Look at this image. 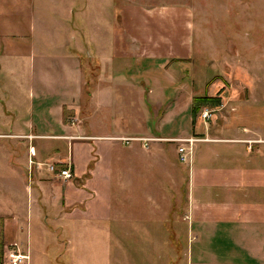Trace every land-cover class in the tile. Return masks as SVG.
<instances>
[{
    "label": "crops",
    "instance_id": "0c3cea01",
    "mask_svg": "<svg viewBox=\"0 0 264 264\" xmlns=\"http://www.w3.org/2000/svg\"><path fill=\"white\" fill-rule=\"evenodd\" d=\"M75 1H50L55 4L54 23L60 26L49 31L47 26L35 30L31 25L35 2L41 10L47 9L48 0H0V72L11 66L52 68H41L38 73L33 68L29 74L31 82H38L30 85L29 93L32 101L37 98L38 112L44 116L28 122L22 131L0 133V140H13L12 147H28L19 158L27 177L12 162L0 166L4 168L1 177L21 179L26 192L27 202L19 216L26 226L22 231L27 236V253L32 231L29 222L42 225L49 218L44 205L47 197L56 228H68L76 235L82 232L91 243L95 238L101 243L113 239L109 225L117 197L120 213L124 209L139 211L140 200L150 202L152 212L162 213L160 220L123 214L116 219L115 240L142 243L138 254L147 260L164 254L157 253L159 242H182L186 243L187 264H264V118L255 135L250 127L241 135L231 131L227 135L218 126L206 127L200 121L193 125L190 108L194 97L174 87L165 69L174 57L182 62L190 59L191 30H183L180 37L178 33L169 36L165 28L161 32L137 30L139 13L128 17L132 19L128 25L135 28L128 44L120 36L121 25H113L111 57L97 59L94 66L88 62L93 71L84 81L75 52L52 58L45 49L47 44L60 48L53 37L65 24L61 16L72 23L77 14ZM187 18H183L184 25L189 23ZM157 36L162 39L157 41ZM127 60L133 69L125 74ZM142 65L146 67L140 70ZM51 97L64 100L53 102ZM121 98L128 111L118 104ZM143 99L152 107L141 106ZM65 108L75 115L70 124L62 121ZM183 113L185 125L173 130L174 120ZM46 114L53 116L52 125L44 120ZM197 136L205 140L194 143L189 160L180 162L177 150L181 144L176 140ZM120 138L151 141L145 148L140 141L124 144ZM40 142L54 149L42 155L33 147ZM11 151L14 153L13 148ZM46 165L50 169H43ZM63 170L69 171L70 179L61 177ZM11 187L0 182L5 199L13 184ZM13 207L18 208L15 202H7V214H0V223L16 224Z\"/></svg>",
    "mask_w": 264,
    "mask_h": 264
},
{
    "label": "rangeland",
    "instance_id": "374dc122",
    "mask_svg": "<svg viewBox=\"0 0 264 264\" xmlns=\"http://www.w3.org/2000/svg\"><path fill=\"white\" fill-rule=\"evenodd\" d=\"M48 1L45 3L47 9L42 8L41 10L35 2V15L31 23L35 30L38 27L47 26L49 31H54L60 26L54 23L56 20L55 4L50 2L51 0ZM87 2L86 0L72 2L73 7L77 9V14L69 24L66 17L61 16L60 21L63 24L65 21L66 25H62L60 33L53 37V40L56 37L59 38L54 42H59L60 48L57 49L47 44L46 54L54 58L57 54L60 56L75 52L81 62V71L85 81L93 71L91 65L94 66L97 59L111 57L114 44L112 31L114 24L121 25L120 36L124 37L125 43L128 44L127 41L135 30L133 25H128L132 20L128 17L135 13L140 14L137 15L140 20L136 24L137 30L161 32V29L165 28L172 37L177 33L180 37L183 35V30L188 32L191 30L190 59L182 62L183 60L177 58L178 56L174 57L167 62L165 69L168 70L174 87H179L189 93L190 97L207 95L209 97L219 96L221 99L218 107H203L197 114L194 124L191 117V123L195 125L200 121L206 127L218 126L216 128L221 133L224 128L227 135L230 131L241 135L246 133V128L250 127L254 130L253 134H256L258 125L264 118V0H87ZM59 12L62 13V10ZM185 16L188 17V25H184ZM34 35L38 37V34L34 33ZM156 39L158 41L162 38L157 36ZM88 62L91 65L87 64ZM126 64L125 74L131 73L130 69H133V66H129L132 63L127 60ZM11 67H3L0 72V133L4 134L11 130L13 132L22 131L28 122L44 116L38 112L37 98L32 101L31 93H29L30 85H38L37 81H32L33 83L30 81L29 74L33 68L34 73H38L41 68L52 71L50 66ZM144 67L146 66L142 65L140 70ZM13 68L17 70L11 73ZM26 69L29 71L27 72ZM163 84L165 85L164 82ZM83 89L85 93L86 88ZM50 99L51 101L64 100L60 97ZM123 100L125 101V98H121L122 103L118 104L128 111ZM192 100L193 98L191 104ZM80 103L84 108L85 97ZM141 106L152 107L147 99L141 101ZM72 112L65 108L62 121L70 124L75 117ZM120 115L123 116L121 113ZM83 116L84 111L82 119ZM52 117L46 114L44 120L48 125L54 123ZM185 117L183 113L180 118L172 121L173 130L185 125ZM215 133L219 132L215 131ZM221 133L219 134L222 135ZM191 138L194 140L189 144L190 156L193 154L192 145L205 140L198 136ZM12 141L0 140V144L3 145L0 147V166L12 162L14 167L17 165L19 171L27 177V171L21 167L22 161L19 158H22L28 147L23 145L12 147L10 144ZM33 147L40 150V154L54 149L52 146L44 145V142L37 143V146L35 144ZM43 169L50 168L46 165ZM3 170L4 168L0 167V182H7L10 188L13 184V189L11 191L9 189V199H5L6 194L0 192V214H7L5 206L9 201L15 202L18 208L13 207V213L15 217L17 216L15 225L5 226L0 223V264H12L11 255L25 257L26 259L22 260L21 264H187L186 255L183 254L186 243L159 242L157 253L164 254H159L157 256L159 258L147 260L143 255L138 254L142 243L115 240L118 238L116 219L119 214L143 220L162 219L160 218L162 213L152 212L149 209L150 202L141 200L138 201V206L141 207L139 211L124 209L120 213L117 208V197L113 200L114 210L109 225L113 239L103 243L97 241L96 238L92 243L86 241L84 234L82 236L79 230L77 232L79 234L76 235L75 233L70 234L68 228H56L54 221L50 219L53 213L50 214L48 210L50 202L47 197L44 205L47 207L45 214L49 215V218L42 220V225L35 224L34 220L29 222L32 225L28 245L29 253H31L29 255L27 236L22 231V227L26 226H22V219L19 216L21 208H24L27 202L26 192L21 187V179L1 177L4 175ZM26 180L27 178L24 179ZM65 238L70 239L69 243L64 241ZM166 249L169 252H165ZM152 257L155 258V256Z\"/></svg>",
    "mask_w": 264,
    "mask_h": 264
},
{
    "label": "built area",
    "instance_id": "2783aa9c",
    "mask_svg": "<svg viewBox=\"0 0 264 264\" xmlns=\"http://www.w3.org/2000/svg\"><path fill=\"white\" fill-rule=\"evenodd\" d=\"M206 117V115L204 116V118ZM119 141H121L124 144H128L131 141H140L143 143V147L147 148L148 146V142L151 141V139H131V138H120L118 139ZM194 139H181V140H176V142L180 143L181 145L178 147V157H179V161L182 163H186L189 160V152H190V148L188 146V148L186 147V145H189ZM61 177H64L65 179H70L71 178V174L69 173L68 170H63L60 172ZM12 258V264H21L22 260L26 259L25 257L21 256V255H11Z\"/></svg>",
    "mask_w": 264,
    "mask_h": 264
},
{
    "label": "trees",
    "instance_id": "16d2710c",
    "mask_svg": "<svg viewBox=\"0 0 264 264\" xmlns=\"http://www.w3.org/2000/svg\"><path fill=\"white\" fill-rule=\"evenodd\" d=\"M220 102L221 99L219 96L209 97L207 95H203L194 97L190 108L192 123L194 124L197 114L201 111L203 107H218L220 106Z\"/></svg>",
    "mask_w": 264,
    "mask_h": 264
}]
</instances>
